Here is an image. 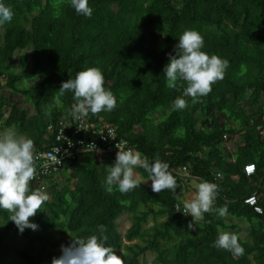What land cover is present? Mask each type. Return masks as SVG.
<instances>
[{
    "label": "trees",
    "instance_id": "trees-1",
    "mask_svg": "<svg viewBox=\"0 0 264 264\" xmlns=\"http://www.w3.org/2000/svg\"><path fill=\"white\" fill-rule=\"evenodd\" d=\"M2 2L13 18L3 25L0 91L22 95L32 113L0 93V129L13 127L31 138L37 154L70 133L74 140H93L85 129L74 134L80 123H107L115 140L150 162L158 155L167 163L178 188L157 194L141 183L127 194H109L102 181L115 156L73 149L75 157L65 159L60 172L64 180L47 183L49 199L31 218L38 230L20 233L0 210V264H51L61 244L94 234L100 225L124 264H264V199L259 195L260 213L244 203L261 194L264 183V0H89L91 18L78 15L69 0ZM187 29L197 30L202 50L227 59L229 67L207 96L195 104L183 97L188 107L174 111L183 88L168 89L163 69ZM16 51H23L17 71L11 61ZM88 67L101 70L117 105L76 121L73 93L61 96L58 89ZM155 113L159 120L152 125ZM60 129L64 135L57 140ZM236 135L229 152L226 142ZM247 163L255 164V174L245 175ZM36 165L39 174L38 159ZM183 167L189 177L219 185L214 208L226 207V216L206 213L188 228L193 218L175 209L183 204L178 193L189 178L177 173ZM137 173L148 180L143 168ZM126 212L131 224L122 235L116 220ZM244 230L249 241L240 235ZM219 232L237 234L244 254L212 247ZM147 253L153 254L149 261Z\"/></svg>",
    "mask_w": 264,
    "mask_h": 264
},
{
    "label": "clouds",
    "instance_id": "clouds-1",
    "mask_svg": "<svg viewBox=\"0 0 264 264\" xmlns=\"http://www.w3.org/2000/svg\"><path fill=\"white\" fill-rule=\"evenodd\" d=\"M69 3L78 15L91 18L93 10L89 0H69ZM12 18L13 11L0 0V26L11 22ZM203 48V36L197 30L187 29L174 46L175 54H168V63L163 69L166 86L170 90L183 88L182 96H178L172 103L174 111L188 107L183 97H191L193 104L198 103L201 97L212 91L213 84L224 79L229 61L216 54H209ZM58 91L61 96L66 92L73 93L75 103L70 108V114L76 121L90 114L111 112L117 105L116 96L105 88L103 73L96 67L77 72L75 78L62 82ZM228 142L232 143L233 139ZM93 147L95 149V145ZM116 147L119 151L115 162L106 167L107 175L102 181V186L109 194L114 189L127 194L140 187L142 181L134 171L137 168H143L148 173L152 192L160 194L169 190L176 193L177 181L169 165L162 162L158 155L150 162L139 152ZM36 160L34 141L31 138L13 127L0 129V210L9 213V221L20 233L25 229L38 230L39 225L33 223L31 218L49 199L45 190L41 191L34 180L37 175ZM31 182L35 190H31ZM219 190L216 183L202 180L196 184L190 197L182 200L183 214L193 218L188 224L189 229L193 228L195 221H204L206 213L215 212L220 217L227 215L226 207L214 208ZM178 194L180 196V191ZM105 231L104 226L100 225L94 234L71 238L68 244H61L60 255L52 257L51 264H124L122 257L106 244ZM211 246L234 256H242L245 251L238 235L229 232H219Z\"/></svg>",
    "mask_w": 264,
    "mask_h": 264
},
{
    "label": "built area",
    "instance_id": "built-area-1",
    "mask_svg": "<svg viewBox=\"0 0 264 264\" xmlns=\"http://www.w3.org/2000/svg\"><path fill=\"white\" fill-rule=\"evenodd\" d=\"M81 129H85L87 130V132L90 131V134L94 136V139L93 140L90 139L84 143L80 139L74 140L70 136L71 135L70 133L69 136L63 137L64 141L61 144L58 143V145L51 147L49 150L38 152L36 154L42 169L40 173L36 175L34 180L38 183V186L41 191L45 190L47 183H49V181L52 178H54L55 175L60 174L65 159H73L75 157V152L77 151L76 150L77 148H82L81 151H89V152L95 150L99 154H102L103 152H111L115 157L117 151H119V149L116 146H118L123 150L132 149L127 144L126 141L114 139L115 129L110 124L107 123H101L98 125L87 124L86 126H83V124L80 123L79 127L75 130L74 134L79 132ZM262 133L264 135V131H262ZM63 135L64 134L60 129L59 135H57V140H60V136L62 137ZM98 139L102 144L98 143L97 141ZM99 144L103 146L101 147ZM93 145H95V149ZM73 149L75 150V152L73 151ZM56 159L59 160L58 163L55 162ZM243 171L245 175L251 176L255 174L256 166L254 163H247L243 166ZM177 173L182 175L184 178L189 177L184 167L182 168V170H177ZM220 176H221L220 173L217 172L215 174L214 180L219 179ZM258 200H259V194L254 193L245 199V203H247L249 206L253 207L255 211L260 213L261 207L257 205ZM175 209L183 214V204L182 206L176 204Z\"/></svg>",
    "mask_w": 264,
    "mask_h": 264
},
{
    "label": "rangeland",
    "instance_id": "rangeland-1",
    "mask_svg": "<svg viewBox=\"0 0 264 264\" xmlns=\"http://www.w3.org/2000/svg\"><path fill=\"white\" fill-rule=\"evenodd\" d=\"M3 25L0 26V43H1V38H2V34H3ZM23 51H16L12 58H11V61L13 62L14 64V70L17 71L18 70V60H19V57H20V54L22 53ZM1 94H3L4 96H8L10 95L13 99L14 102H18L20 104V106H23V107H26L28 110H29V113H32V110L30 109V104L28 101H26L22 95H17V94H10V92L6 89H2V91H0ZM4 116H6V113H4ZM153 121H152V125H155L158 120H159V116L157 113H155L153 115ZM233 139V142L234 141H238V135H236L235 137L232 138ZM227 146L230 147V149H232L233 147V143L229 142L227 143ZM136 173H137V169L134 170ZM138 174V173H137ZM64 175L60 174H57L54 176L53 179H56L55 181H61V178H62V181L64 180ZM139 177V176H138ZM192 182V185L190 183H188V181ZM189 179H186L185 181H183V184L181 185L180 187V198L184 201L185 199H188L190 197V195L195 191V186H196V183H197V180L196 179H193L191 178V176L189 177ZM142 183H144L145 185H147L148 187H151V181L150 180H141ZM193 183L195 185H193ZM188 186V188H187ZM264 188V187H262ZM261 194L263 199H264V190L262 189L261 190ZM147 207L145 206H142L141 207V210H144L146 209ZM31 221H33L31 219ZM116 223H117V229L118 231L123 235L124 232L126 231V229L130 226L131 224V219H130V213L126 212L124 214H122L120 217H118V219L116 220ZM152 223L150 222L149 225H151ZM240 235L243 239H246L247 241H249L250 239H248L247 237V234L244 231L240 232ZM135 242V241H133ZM60 249V248H58ZM52 253H57L56 251H52ZM153 258V254L152 253H147L146 256H145V259L146 260H151Z\"/></svg>",
    "mask_w": 264,
    "mask_h": 264
},
{
    "label": "crops",
    "instance_id": "crops-1",
    "mask_svg": "<svg viewBox=\"0 0 264 264\" xmlns=\"http://www.w3.org/2000/svg\"><path fill=\"white\" fill-rule=\"evenodd\" d=\"M227 143H229V142H227ZM233 143V142H232ZM226 148H227V150L229 151V152H232V150H233V147H232V149H230V147H228V146H226ZM189 179V178H188ZM193 179H195V178H193ZM233 179H236V177H233ZM197 180V183L198 182H200L201 180H199V179H196ZM188 183H190L191 185H192V182L190 181V179H189V181H188ZM196 183V184H197ZM193 185H195L194 183H193ZM261 187H264V183H263V185L261 186ZM187 188H188V186H187ZM263 190H264V188H262ZM260 195V194H259ZM261 196V195H260Z\"/></svg>",
    "mask_w": 264,
    "mask_h": 264
}]
</instances>
